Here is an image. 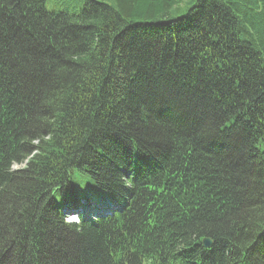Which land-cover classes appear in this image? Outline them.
Returning a JSON list of instances; mask_svg holds the SVG:
<instances>
[{
  "label": "trees",
  "instance_id": "1",
  "mask_svg": "<svg viewBox=\"0 0 264 264\" xmlns=\"http://www.w3.org/2000/svg\"><path fill=\"white\" fill-rule=\"evenodd\" d=\"M46 1L0 0V264H264V0Z\"/></svg>",
  "mask_w": 264,
  "mask_h": 264
},
{
  "label": "bare ground",
  "instance_id": "2",
  "mask_svg": "<svg viewBox=\"0 0 264 264\" xmlns=\"http://www.w3.org/2000/svg\"><path fill=\"white\" fill-rule=\"evenodd\" d=\"M83 197L84 196H82V198L79 199V204H81L82 206L83 205H86L84 207H89L91 209L93 215H91V214L90 215H81V214H79L77 212H73L72 211V208H71V211L73 213H69L70 210L68 208H66V210H64L65 215L77 214L80 217V219L81 218H89V219H93L94 218L95 219L96 217L107 216L106 215V208H107V206H113L116 209L119 207V206L116 205V202L113 201V200H111V199H106L105 200V199L98 198V199L95 200V204L96 203H102L103 207L102 208H99V209H96L94 206H92L90 204L91 201H85V199Z\"/></svg>",
  "mask_w": 264,
  "mask_h": 264
},
{
  "label": "rangeland",
  "instance_id": "3",
  "mask_svg": "<svg viewBox=\"0 0 264 264\" xmlns=\"http://www.w3.org/2000/svg\"><path fill=\"white\" fill-rule=\"evenodd\" d=\"M34 1H35V0H31V3H33ZM53 1H54V0H50L48 3H52ZM48 3H47V1L45 2V8H46V5H47ZM57 4H58V2H55V3H53L52 5H50L49 7L51 8V7H53V6H56ZM79 7H80V6H79ZM72 8H73L72 6H67V7L63 8V10L66 11V12H68V13H72V10H73ZM17 165H18V164H17ZM157 196H158V197H161L160 194H158ZM90 204H91L92 206H94L96 209H99V208H102V207H103L102 203H96V204H95V200L91 201ZM97 204H98V205H97ZM153 204H154L153 201L148 202V207H151ZM83 206H86V205H83ZM64 210H66V209H64ZM146 211H148V209H147ZM146 211H145L144 213H146ZM71 212H72V211H71Z\"/></svg>",
  "mask_w": 264,
  "mask_h": 264
},
{
  "label": "clouds",
  "instance_id": "4",
  "mask_svg": "<svg viewBox=\"0 0 264 264\" xmlns=\"http://www.w3.org/2000/svg\"><path fill=\"white\" fill-rule=\"evenodd\" d=\"M19 167L17 164H12L10 167V171H14ZM80 220V217L76 214L65 215V223L72 224Z\"/></svg>",
  "mask_w": 264,
  "mask_h": 264
},
{
  "label": "water",
  "instance_id": "5",
  "mask_svg": "<svg viewBox=\"0 0 264 264\" xmlns=\"http://www.w3.org/2000/svg\"><path fill=\"white\" fill-rule=\"evenodd\" d=\"M203 245H204V247H209V246H211V241H210V239H204V240H203Z\"/></svg>",
  "mask_w": 264,
  "mask_h": 264
}]
</instances>
